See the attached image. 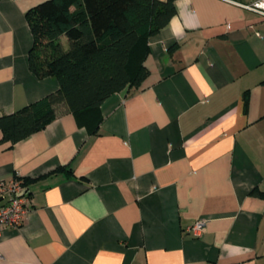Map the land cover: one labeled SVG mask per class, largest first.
I'll list each match as a JSON object with an SVG mask.
<instances>
[{
	"label": "crops",
	"instance_id": "1",
	"mask_svg": "<svg viewBox=\"0 0 264 264\" xmlns=\"http://www.w3.org/2000/svg\"><path fill=\"white\" fill-rule=\"evenodd\" d=\"M44 1H0V116L58 89L28 64L25 14ZM255 1L175 0L148 76L102 103L95 134L63 113L0 144V181L37 179L0 264H264V19L241 6Z\"/></svg>",
	"mask_w": 264,
	"mask_h": 264
},
{
	"label": "trees",
	"instance_id": "2",
	"mask_svg": "<svg viewBox=\"0 0 264 264\" xmlns=\"http://www.w3.org/2000/svg\"><path fill=\"white\" fill-rule=\"evenodd\" d=\"M1 1V0H0ZM175 0H47L25 18L33 44L31 72L54 78L58 89L11 114L0 116V144L9 147L71 113L95 134L99 109L111 95L137 88L148 76L147 40L175 16ZM73 175L71 165L54 173ZM24 184L37 179L22 178ZM264 197V193L252 191Z\"/></svg>",
	"mask_w": 264,
	"mask_h": 264
},
{
	"label": "built area",
	"instance_id": "3",
	"mask_svg": "<svg viewBox=\"0 0 264 264\" xmlns=\"http://www.w3.org/2000/svg\"><path fill=\"white\" fill-rule=\"evenodd\" d=\"M241 6L264 19V0ZM30 204V196L22 178L14 177L10 181H0V233L7 228H20ZM205 228V221H196L186 231L201 236Z\"/></svg>",
	"mask_w": 264,
	"mask_h": 264
}]
</instances>
